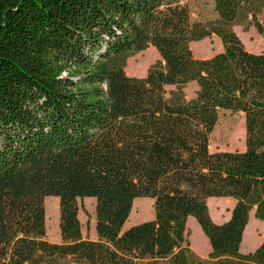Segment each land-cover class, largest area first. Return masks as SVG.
<instances>
[{
  "label": "trees",
  "instance_id": "obj_1",
  "mask_svg": "<svg viewBox=\"0 0 264 264\" xmlns=\"http://www.w3.org/2000/svg\"><path fill=\"white\" fill-rule=\"evenodd\" d=\"M190 1L0 0V264H264V235L239 251L249 213L264 221V54L233 32L263 35L264 0H211L204 23ZM211 36L222 51L194 58L189 45ZM148 48L159 60L127 76ZM222 113L242 115L243 151L210 152ZM48 197L60 243L44 239ZM141 198L153 219L124 230ZM209 198L234 201L226 222ZM83 199L96 241L82 237ZM188 218L218 259L183 246Z\"/></svg>",
  "mask_w": 264,
  "mask_h": 264
},
{
  "label": "rangeland",
  "instance_id": "obj_2",
  "mask_svg": "<svg viewBox=\"0 0 264 264\" xmlns=\"http://www.w3.org/2000/svg\"><path fill=\"white\" fill-rule=\"evenodd\" d=\"M191 18L194 22L204 23L214 19L211 0H191ZM263 35L259 34L252 26H234L233 32L240 40L244 49L254 54H264V8L257 17ZM190 51L196 59H209L222 51L220 41L215 37L204 38L189 45ZM159 60V56L153 48H148L127 59L124 72L129 77H145L148 69ZM166 95L174 90V87H166ZM186 100L192 99L197 91L194 83H189L183 88ZM209 150L216 152H241L244 150V123L242 115L222 113L209 138ZM79 222L82 227V237L96 241L94 231V201L92 199L78 200ZM45 211V236L44 239L51 243H60L59 236V211L58 200L48 197L43 202ZM208 213L215 224H222L230 217V211L234 201L228 198H209L206 201ZM153 219L152 202L141 198L134 200L124 230L139 223ZM264 235V221L254 219L253 212L249 213L248 224L245 227L240 244V254L246 255L253 252L261 243ZM186 243L198 258L213 261L218 259L212 256L209 244L200 231V228L192 218L186 221Z\"/></svg>",
  "mask_w": 264,
  "mask_h": 264
},
{
  "label": "crops",
  "instance_id": "obj_3",
  "mask_svg": "<svg viewBox=\"0 0 264 264\" xmlns=\"http://www.w3.org/2000/svg\"><path fill=\"white\" fill-rule=\"evenodd\" d=\"M233 208V207H232ZM231 212V211H230ZM251 212H253V211H251Z\"/></svg>",
  "mask_w": 264,
  "mask_h": 264
}]
</instances>
